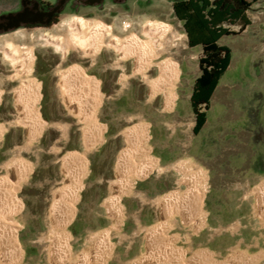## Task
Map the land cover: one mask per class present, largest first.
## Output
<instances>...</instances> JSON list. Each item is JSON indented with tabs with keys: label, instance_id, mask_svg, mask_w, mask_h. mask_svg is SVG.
Wrapping results in <instances>:
<instances>
[{
	"label": "rangeland",
	"instance_id": "374dc122",
	"mask_svg": "<svg viewBox=\"0 0 264 264\" xmlns=\"http://www.w3.org/2000/svg\"><path fill=\"white\" fill-rule=\"evenodd\" d=\"M172 5L173 0H133L131 9H117L110 22L104 20L106 16L82 18L109 28L108 39L130 34L143 39L142 31L149 22L169 25L179 39L156 61L169 56L179 70L177 100L170 111L163 110L161 96L149 97L147 80L156 76V67L148 69L143 77L134 73L133 58L123 60L113 48L104 46L87 56L79 47L69 46V23L80 16L69 15L51 29H21L0 35V124L7 125L0 141V175L5 173L2 166L17 158L31 168L18 193L23 264H48L49 211L54 192L64 181L62 158L69 152L83 151L81 125L67 111L59 88L60 72L75 64L99 85L101 104L96 121L105 130L103 142L86 153L88 172L81 182L76 214L67 227L76 249L88 234L108 230L112 223L103 202L110 194V183L116 178L115 164L125 147L123 131L135 124L148 125L150 156L161 170L137 179L133 191L122 197L124 219L119 234L110 232L114 250L107 264H135L145 229L157 222V200L170 192H181L175 166L189 158L207 172V217L199 234L191 235L188 243L183 238L179 242L186 257L192 248L221 263L238 245L248 255L264 248V229L254 215V190L264 182V1L248 12L251 25L240 34L220 40L231 48L233 57L209 109H203L207 121L198 135L193 132L195 115L190 96L200 74L202 49L189 47ZM231 29L240 31L239 26ZM48 38L62 41L63 47L48 43ZM10 44L32 50L29 78L40 85L38 111L45 127L29 145L25 128L15 123L18 110L13 91L20 82L11 78L17 69L4 53ZM62 60L66 62L61 65ZM53 62L58 65L54 72L41 68ZM175 233L185 234L179 228Z\"/></svg>",
	"mask_w": 264,
	"mask_h": 264
},
{
	"label": "bare ground",
	"instance_id": "6f19581e",
	"mask_svg": "<svg viewBox=\"0 0 264 264\" xmlns=\"http://www.w3.org/2000/svg\"><path fill=\"white\" fill-rule=\"evenodd\" d=\"M69 46L79 47L87 56L98 53L104 46L113 48L123 60L133 58L136 74L145 77L151 67L157 74L146 79L149 97H162L163 110L170 111L177 100L179 70L171 57L156 61L179 39L171 33L169 25L163 22H149L142 31L143 39L136 34L124 38L108 39L110 29L103 24L76 19L69 23ZM57 48H62L60 40H47ZM68 42V41H67ZM22 48V47H21ZM10 44L4 51L16 73L11 77L20 84L14 89V102L18 110L16 124L25 128L26 144H32L45 127L39 115L40 85L30 79L34 55L32 50H22ZM65 48V47H64ZM64 50V49H63ZM120 60V59H119ZM59 88L67 111L81 125L83 151L69 152L62 158L64 181L54 192L49 211L50 232L47 249L48 264H107L112 259L114 245L110 232L119 234L124 219L121 199L129 195L137 179H142L154 170H161L157 160L150 156V133L148 125L135 124L123 131L125 147L120 151L116 164V178L110 183L109 196L103 206L112 223L107 230L90 233L78 249L71 243L68 225L76 214L81 182L88 172L86 153L104 140V128L96 121L101 104L99 85L88 77L80 65H72L60 72ZM124 78V77H123ZM123 87V86H122ZM156 99V98H155ZM7 125L0 124V141ZM196 163V162H195ZM193 160L184 159L177 163L180 193L170 192L157 200L159 213L157 222L145 229L142 250L133 262L135 264H263L264 248L248 255L238 245L221 262L210 258L201 250L179 248L183 238L186 243L190 236L199 234L206 225L204 200L207 190V172L197 167ZM0 175V264H23L24 253L18 233L22 224L17 219L21 212L18 199L21 184L30 175L31 168L17 159L6 162ZM177 192V191H176ZM254 215L264 229V182L255 190ZM234 227V226H233ZM183 236L175 233L177 229ZM236 230L237 227L233 228Z\"/></svg>",
	"mask_w": 264,
	"mask_h": 264
},
{
	"label": "trees",
	"instance_id": "16d2710c",
	"mask_svg": "<svg viewBox=\"0 0 264 264\" xmlns=\"http://www.w3.org/2000/svg\"><path fill=\"white\" fill-rule=\"evenodd\" d=\"M264 0H176L173 14L182 23L190 48L200 47V74L196 78L190 104L195 115L193 132L198 135L207 121V112L221 78L229 69L232 50L220 44L225 36L243 32L252 21L248 12ZM239 26L240 31L231 29Z\"/></svg>",
	"mask_w": 264,
	"mask_h": 264
},
{
	"label": "flooded vegetation",
	"instance_id": "af4514ba",
	"mask_svg": "<svg viewBox=\"0 0 264 264\" xmlns=\"http://www.w3.org/2000/svg\"><path fill=\"white\" fill-rule=\"evenodd\" d=\"M132 2L133 0H0V35L21 29H51L62 24L63 19L69 15L80 16L81 19L106 16L107 19L104 20L110 22L117 15V9H131ZM64 62L66 61L62 60L60 64ZM56 67V62L41 66L46 72H54Z\"/></svg>",
	"mask_w": 264,
	"mask_h": 264
},
{
	"label": "water",
	"instance_id": "95a60500",
	"mask_svg": "<svg viewBox=\"0 0 264 264\" xmlns=\"http://www.w3.org/2000/svg\"><path fill=\"white\" fill-rule=\"evenodd\" d=\"M16 26H18V25H16Z\"/></svg>",
	"mask_w": 264,
	"mask_h": 264
}]
</instances>
